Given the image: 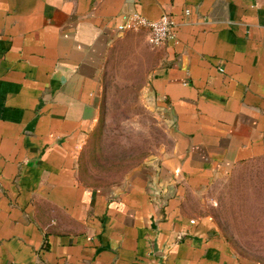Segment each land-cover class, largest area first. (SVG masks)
<instances>
[{"label": "crops", "instance_id": "obj_1", "mask_svg": "<svg viewBox=\"0 0 264 264\" xmlns=\"http://www.w3.org/2000/svg\"><path fill=\"white\" fill-rule=\"evenodd\" d=\"M122 13L168 15L176 40L118 33ZM116 65L140 70L173 139L96 186L82 154ZM252 177L264 178V0H0V264H264L207 214L226 209L235 227L251 208L264 226Z\"/></svg>", "mask_w": 264, "mask_h": 264}, {"label": "rangeland", "instance_id": "obj_2", "mask_svg": "<svg viewBox=\"0 0 264 264\" xmlns=\"http://www.w3.org/2000/svg\"><path fill=\"white\" fill-rule=\"evenodd\" d=\"M142 84L139 69L132 70L124 65L109 69L103 87L98 127L82 154L83 178L87 183L114 187L132 170L171 150L173 137L168 124L148 105V98L141 93ZM245 184L262 186L264 178L252 177ZM229 185L243 184L238 180ZM258 196L256 193L249 195L252 202ZM231 201L232 195L222 198L225 206ZM207 212L218 216L219 228L237 250L256 254L255 259L264 263V226L258 225L257 210L240 211L238 214L243 219L235 227L227 225L228 210ZM232 228L238 237L232 235Z\"/></svg>", "mask_w": 264, "mask_h": 264}, {"label": "built area", "instance_id": "obj_3", "mask_svg": "<svg viewBox=\"0 0 264 264\" xmlns=\"http://www.w3.org/2000/svg\"><path fill=\"white\" fill-rule=\"evenodd\" d=\"M188 14L189 10H185V15ZM176 27V22L168 15L150 21L139 13H122L116 30L118 33L146 30L148 43L152 47H159L167 40H176Z\"/></svg>", "mask_w": 264, "mask_h": 264}]
</instances>
